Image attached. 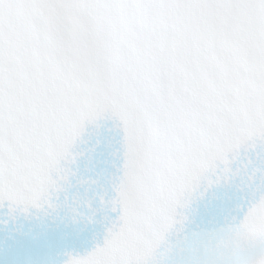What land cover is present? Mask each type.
<instances>
[{
  "label": "snow or ice",
  "instance_id": "snow-or-ice-1",
  "mask_svg": "<svg viewBox=\"0 0 264 264\" xmlns=\"http://www.w3.org/2000/svg\"><path fill=\"white\" fill-rule=\"evenodd\" d=\"M0 264H264V0H0Z\"/></svg>",
  "mask_w": 264,
  "mask_h": 264
}]
</instances>
